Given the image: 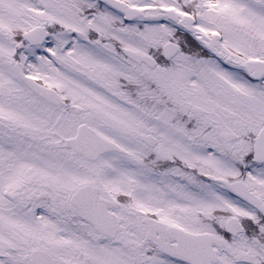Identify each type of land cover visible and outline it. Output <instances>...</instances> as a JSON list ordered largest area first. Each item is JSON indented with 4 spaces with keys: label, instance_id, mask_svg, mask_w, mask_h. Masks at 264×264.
Here are the masks:
<instances>
[{
    "label": "snow or ice",
    "instance_id": "snow-or-ice-1",
    "mask_svg": "<svg viewBox=\"0 0 264 264\" xmlns=\"http://www.w3.org/2000/svg\"><path fill=\"white\" fill-rule=\"evenodd\" d=\"M0 264H264V0H0Z\"/></svg>",
    "mask_w": 264,
    "mask_h": 264
}]
</instances>
